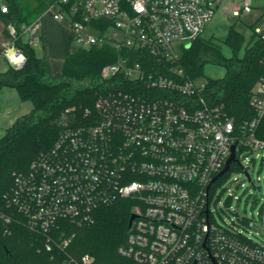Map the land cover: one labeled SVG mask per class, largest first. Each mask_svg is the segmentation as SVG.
Wrapping results in <instances>:
<instances>
[{"label":"built area","instance_id":"obj_1","mask_svg":"<svg viewBox=\"0 0 264 264\" xmlns=\"http://www.w3.org/2000/svg\"><path fill=\"white\" fill-rule=\"evenodd\" d=\"M260 3L56 0L49 9L55 19L68 21L73 41L110 43L117 54L101 71L102 90L93 105L81 115L67 109L54 144L26 171L13 173L0 210L4 222L23 218L30 230L47 235V249L64 253L61 264H94L91 253L66 250L73 236L53 239L51 230L63 220L92 224L99 207L125 198L133 202L135 217L119 248L124 257L140 264H264V243L245 237L236 224L219 225L210 209V189L219 178L211 182L233 145L238 160L230 167L241 165L249 153L264 157V139L257 136L264 75L251 93L256 115L237 123L207 93V83L197 84L186 73L173 46L181 41L189 48L219 8L238 18ZM0 4L7 9L4 0ZM42 25V15L20 29L7 25L1 55L11 66L21 68L27 61L19 37L37 42ZM255 33L264 39V26ZM10 52L17 63L6 55Z\"/></svg>","mask_w":264,"mask_h":264},{"label":"trees","instance_id":"obj_2","mask_svg":"<svg viewBox=\"0 0 264 264\" xmlns=\"http://www.w3.org/2000/svg\"><path fill=\"white\" fill-rule=\"evenodd\" d=\"M4 2L7 11L3 12L0 4V20L8 33L9 23L20 29L23 24L33 22L56 0ZM72 42L71 36L62 69L54 73L49 58L38 56L31 43L20 36L17 44L27 56L26 63L21 68L10 66L0 72V90L15 88L20 99L32 105L31 111L20 116L0 137V210L5 209L4 194L13 185V173L26 171L41 151L54 144L67 109L74 107L76 115H81L85 107L93 105L102 90L101 71L115 60L117 51L110 43L77 47ZM226 42L232 49L231 55L224 54L213 38L200 36L186 49L180 62L194 79L207 62L225 67L221 78L207 81V93L240 123L256 115L250 99L253 87L264 75V39L259 37L244 45L243 36L231 27ZM257 136L264 139V116L258 125ZM238 165L232 164L230 169ZM132 206L131 200L118 198L111 205L99 207L92 224L79 226L63 220L50 235L53 239L73 236V242L66 250L76 256L91 253L94 264H140L119 253L127 239ZM47 242L48 236L30 230L23 218L6 224L0 217V264H61L64 253L57 247L48 250Z\"/></svg>","mask_w":264,"mask_h":264},{"label":"rangeland","instance_id":"obj_3","mask_svg":"<svg viewBox=\"0 0 264 264\" xmlns=\"http://www.w3.org/2000/svg\"><path fill=\"white\" fill-rule=\"evenodd\" d=\"M260 1V7L254 8L250 14L241 15L238 18L227 16L223 9H217L212 21L206 25L202 36L213 38L226 55L232 53L231 47L226 42L231 27L243 36L244 45L258 40L259 36L255 30L257 27L264 26V0ZM49 17L51 16L47 13L43 20L45 22L44 45L39 42L35 44V47L38 54L48 55L53 72L57 73L62 69L63 58L70 39H68V32L65 30L62 33L61 30L55 28L54 19L52 22L48 19ZM56 24L57 22H55ZM91 31L93 32L92 28ZM1 33L0 22V35ZM72 45L87 47L75 41L72 42ZM173 46L181 59L186 51L185 43L175 41ZM224 74L225 67L223 65L207 62L201 74L195 77V81L197 84H204L209 79L221 78ZM22 103L25 110L27 107L31 108L29 102L22 101ZM4 107L1 100V115L4 113ZM241 165L230 169L228 174L213 184L210 209L213 220L219 225L227 227L228 224H236L245 237L262 244L264 243V157H255L253 153H249L241 158ZM258 176L261 177V180H258Z\"/></svg>","mask_w":264,"mask_h":264},{"label":"crops","instance_id":"obj_4","mask_svg":"<svg viewBox=\"0 0 264 264\" xmlns=\"http://www.w3.org/2000/svg\"><path fill=\"white\" fill-rule=\"evenodd\" d=\"M49 7L41 14L43 16V20H44L45 14L49 13L51 17H49L48 19H50V21H52L54 19L53 21H54L55 28H58L59 30H61L62 33L66 30L68 32V39H70L71 33H70L68 21L55 19L52 15V11L49 9ZM0 22H1V28H2V33L0 35V72H3V71H6L11 65H10L9 61L4 56L1 55V51H2L3 47L5 46V44L8 42L9 37H8V33H6L4 31V29H5L4 23L1 20H0ZM55 22H57L56 25H55ZM44 26H45V22H43V25L41 26L42 30H41L40 34L39 35L37 34L39 37V40L37 42L31 43V45L33 46V48H34V50L38 56H47L48 57V55H46L45 53H44V55L38 54L36 51V47H35V44H37L39 42L40 43L42 42V45H44V41H45V30L43 29ZM39 31H40V29L38 30V32ZM24 39L26 41H28L26 38H24ZM68 47H69V43L67 46V50H68ZM67 50H66V54H67ZM66 54H65V56H66ZM65 56L63 58V61L65 59ZM62 65H63V63H62ZM52 69H53V67H52ZM16 97H18V98H16ZM1 100H2V103L4 104L5 107L3 108L4 113L2 115L0 114V137L5 133L6 129L9 126H11L20 116L29 113L32 109V105H31V108H29L30 111H28L29 110L28 107L25 110V107H23V103H22V100L20 99L18 91L12 87H4L0 90V101Z\"/></svg>","mask_w":264,"mask_h":264},{"label":"water","instance_id":"obj_5","mask_svg":"<svg viewBox=\"0 0 264 264\" xmlns=\"http://www.w3.org/2000/svg\"><path fill=\"white\" fill-rule=\"evenodd\" d=\"M190 46V44H188V47ZM238 159H237V157H236V153H235V145H233L232 146V153H231V155H230V157L227 159V161H226V165L224 166V168L213 178V180H212V182H211V184L213 183V182H215L218 178H220L221 176H223L228 170H229V168H230V164L232 163V162H236ZM248 177H249V179L251 178L250 177V175L248 174ZM211 184L208 186V188H210V186H211ZM209 212H210V209H209V207H207V209H206V213H207V215L209 214ZM135 217V215L134 214H131V216H130V220H129V225H131V222H132V220H133V218Z\"/></svg>","mask_w":264,"mask_h":264},{"label":"clouds","instance_id":"obj_6","mask_svg":"<svg viewBox=\"0 0 264 264\" xmlns=\"http://www.w3.org/2000/svg\"><path fill=\"white\" fill-rule=\"evenodd\" d=\"M139 10H141L142 11V9H139ZM3 11H7V9L5 8V9H3ZM6 55H9V58H10V60L13 62V63H17L18 62V60H17V57L13 54V53H6ZM20 60H23L24 59V57L23 56H21L20 58H19Z\"/></svg>","mask_w":264,"mask_h":264}]
</instances>
